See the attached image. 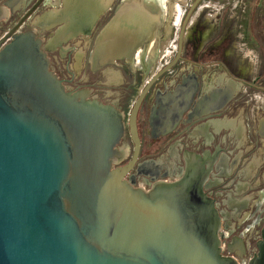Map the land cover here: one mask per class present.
<instances>
[{
    "label": "flooded vegetation",
    "instance_id": "af4514ba",
    "mask_svg": "<svg viewBox=\"0 0 264 264\" xmlns=\"http://www.w3.org/2000/svg\"><path fill=\"white\" fill-rule=\"evenodd\" d=\"M206 1L0 0V43L34 34L67 92L122 114L113 169L144 190L192 176L220 216L223 255L249 264L264 225V67L255 75L240 52L264 53V15L246 31L230 3L212 16ZM119 17L105 39L126 45L99 63Z\"/></svg>",
    "mask_w": 264,
    "mask_h": 264
},
{
    "label": "water",
    "instance_id": "95a60500",
    "mask_svg": "<svg viewBox=\"0 0 264 264\" xmlns=\"http://www.w3.org/2000/svg\"><path fill=\"white\" fill-rule=\"evenodd\" d=\"M120 19L97 62L121 56L127 36L105 39ZM124 128L113 106L66 91L34 34L0 43V264H238L192 176L144 190L113 169ZM249 264H264V225Z\"/></svg>",
    "mask_w": 264,
    "mask_h": 264
},
{
    "label": "rangeland",
    "instance_id": "374dc122",
    "mask_svg": "<svg viewBox=\"0 0 264 264\" xmlns=\"http://www.w3.org/2000/svg\"><path fill=\"white\" fill-rule=\"evenodd\" d=\"M238 1H239L238 6H235L236 8H233L237 0H207L205 2L208 5L207 13L212 14V16H214L218 6L223 2L225 3L228 2L230 4L226 5L227 14L230 15L232 14L233 11L238 12L240 14L242 26L245 25V30L248 31L249 29L248 24H249V20L251 19V16L255 13L257 15L255 18L261 19V16L264 15V0H238ZM255 28L259 29L257 24H255ZM251 41L252 44H255L253 43L252 39ZM248 50L252 51V49H248ZM240 53H241V58L246 60V67H249L251 70H254V72H256L255 75H257V73L262 71L261 69H263L264 67L263 52L256 50L255 52H253V54L248 55V58H246L247 57L246 54H242L243 52ZM262 79H264L263 76Z\"/></svg>",
    "mask_w": 264,
    "mask_h": 264
}]
</instances>
